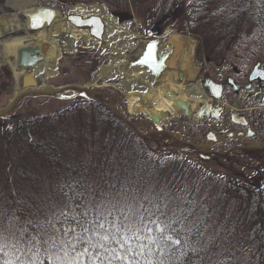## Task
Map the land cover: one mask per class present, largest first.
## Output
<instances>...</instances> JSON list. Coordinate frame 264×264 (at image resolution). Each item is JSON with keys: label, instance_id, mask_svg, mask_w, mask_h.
<instances>
[{"label": "trees", "instance_id": "16d2710c", "mask_svg": "<svg viewBox=\"0 0 264 264\" xmlns=\"http://www.w3.org/2000/svg\"><path fill=\"white\" fill-rule=\"evenodd\" d=\"M58 1L102 4L120 17L128 16L131 8L150 35H161L172 25L180 17L183 4V0ZM186 6L189 32L200 36L207 49L230 54L237 50L239 57L244 56L241 53L247 55L241 51L245 49L254 52L251 56L259 53L264 58V0H187ZM212 44L215 46L211 47ZM0 72L10 77L6 68ZM72 96V101L65 108L52 114L35 115L1 126L0 168L5 166L7 175L15 171L19 181L29 180L28 183L35 178L46 177L49 181L41 182L48 185L47 188L52 186L62 211H67L70 218L87 211L89 219H92L100 212L106 214V209L100 208L102 203H109L110 206V202L116 201L121 207L125 201H130L139 205L145 197L152 204L167 205L160 217L163 223H169L176 216L186 218L184 231L179 233L182 245L184 237L188 238L187 247L182 249L184 255L176 246L170 251L165 248L161 255L151 245V257L147 256V250L144 256L132 257L140 264H145L147 258L153 261L162 259L164 264L170 261L171 264H263L264 185L230 177L223 181H211L213 175L209 178L196 176L195 181H189L190 175H185L173 186L164 184V181L157 180L158 175L169 171L178 173V169V172L172 170V162L178 159L179 154L186 162L182 152L172 148L169 153L151 152L145 144L146 140L105 105L79 94ZM3 119L0 118V121ZM193 154L199 159L202 157L195 152ZM196 166L200 165L192 166L193 171L189 174L198 169ZM0 171L4 181L0 193L5 195L7 202L2 207L0 227L5 226L9 230L4 233L9 240L15 234L19 247L24 249L19 254L21 259L35 255L38 264L40 261L50 264L49 256L44 252L49 245L44 242L50 238L58 240L60 234L56 229L72 224V220H64L59 214L56 221L46 225L49 231L43 230L37 216L33 221L31 211L24 204L25 199L18 201L13 197L12 180ZM67 182L76 184L75 192L79 195L70 198L64 194L62 189L67 191L64 188ZM224 196L237 200V204L226 212L227 199L221 198ZM218 202L222 213L217 211ZM135 209L133 207L131 214L137 216ZM58 219L61 223H57ZM124 223L128 225L126 220ZM235 223V227L244 232L234 230L226 235L223 228ZM143 227L138 219L136 228ZM219 239L221 242L217 246L214 240ZM144 243L148 244L146 240ZM30 245L35 246L32 252H28ZM108 247L119 246L109 242ZM133 247H136L135 242ZM104 264H108L107 258ZM113 264L120 262L114 260Z\"/></svg>", "mask_w": 264, "mask_h": 264}, {"label": "rangeland", "instance_id": "374dc122", "mask_svg": "<svg viewBox=\"0 0 264 264\" xmlns=\"http://www.w3.org/2000/svg\"><path fill=\"white\" fill-rule=\"evenodd\" d=\"M6 0H0V7L4 5ZM44 1V0H43ZM53 1V0H52ZM57 4L60 5L61 13L63 15L70 14L72 11V7L80 5L85 8H89V6H92V4H83V3H75V4H67L62 3L58 0H54ZM186 1L183 0V4L181 5L180 9V17L172 24L169 25V27L166 28L165 31L161 35H150L146 32L144 25L142 22L137 18V15L134 13V11L130 8L129 14L132 15L133 20L132 21H124L128 22L130 25L131 31H137L139 35L144 37H158L161 41H166L168 38L163 37L164 33L166 31L170 32V34H179L184 37H189L190 39H193L198 44V51H197V59H194L196 61L195 63V70H198L199 67L206 64L203 59L204 57L208 58V52L205 47V43L203 42L202 38L196 34H191L188 30V26L186 23L187 19V6ZM97 4V3H96ZM94 5V4H93ZM102 5V4H99ZM104 6V5H102ZM105 7V6H104ZM106 8V7H105ZM107 9V8H106ZM107 11L109 14L113 17H116L112 12H110L108 9ZM10 17L9 13L5 15H1V17L7 16ZM16 36L23 35L22 33L15 34ZM15 35H11L10 37H14ZM204 46V50H203ZM215 46V44L211 45V47ZM233 50V49H232ZM242 52L247 53H241L244 56L239 57L237 50H233L232 54L229 52H226L224 56L227 58V60H232L233 63L236 65L239 63L240 60L243 59H249L254 65L257 61H264V58L261 56V54L256 53V55H252L251 53H254L250 50L242 49ZM186 52V51H185ZM223 51L219 52L216 51L217 54H221ZM240 54V56H242ZM178 56L174 57L173 59V65L167 69V73H178L180 71H187L184 68L178 67ZM193 58V56H192ZM120 59V53L118 51H111L109 47H105L104 44H100L99 42H94L90 44L89 46L81 45L78 47L76 53L74 54H66L63 53L62 58L58 61V67H57V74L54 78H49L44 80V86L43 89L48 88H62L64 86L69 85H77V86H89L88 88L91 91L96 92V96H98V100L107 106H110L116 113L122 115L125 117L129 123L136 126L139 133H141L145 140H146V146L148 149H150L151 152L155 154H162V153H169L171 152L170 149L176 150L177 148H174L173 146H163V142L165 143H171L175 144L173 140L163 138L160 133L153 132L152 126L149 125L148 120L144 119L142 116H131L126 111V102L124 98V92L121 89V82L122 77L121 75L114 74V69L110 66H112L116 61ZM181 65V64H180ZM4 68L8 69L10 73V77H8L7 73L0 72V112L6 109L14 97V80L13 75L8 66H5ZM104 68H110L109 71L106 72L105 75L101 74V70ZM180 68V71L178 70ZM3 69V68H2ZM178 70V71H177ZM196 73V72H195ZM96 81L100 82H109L110 85L108 87H102L97 88L93 84ZM70 94L75 93H68L65 95H59L57 97H45V96H35V97H27L25 99L20 100L15 107L6 115L4 116L5 119L3 121H0V129L1 126H7L14 124L17 120L32 117L35 115H46V114H52L53 112L57 110H61L65 108L73 99V96ZM86 95V94H85ZM159 127H162L161 125ZM168 128L167 131L171 132V135L175 138L176 133L173 129L174 127H177L176 125H166ZM184 127L177 128L176 130H181ZM165 148V149H164ZM162 150V151H161ZM182 154H184L185 158L187 159L186 162H183L182 155L179 154L178 159L172 162L173 168L172 170H177L178 173H160L157 177L158 181H164V184H167L169 186H173L177 183V181H181L182 177H190L189 181H195V177L199 176L198 178L207 177L209 178L210 175H213V180L211 181H223L224 178H240L243 180V175L240 174L241 169H237V166L230 167L231 165H228V163L225 160L222 159H213L203 161L197 157L192 155V153L183 151ZM195 164H199L200 166H196L198 170L193 174H189V171H193V167ZM172 167V166H171ZM203 167V168H202ZM236 167V168H235ZM170 169V166L168 167ZM183 169V170H182ZM0 170L4 173V176L7 175V171L4 167H1ZM205 170V172H204ZM161 171V170H160ZM245 171V176L247 179L246 181L256 182L264 185V181H259V178H264V168H251V169H243L241 172ZM1 172V171H0ZM204 174V176H203ZM8 178L12 180V191L14 193V198L18 199V201H21L25 199L26 208L31 211L32 219L33 221H36L34 218L35 216L38 217V222L43 224V230H48L46 225H49V220H51V223L56 221L57 217L59 216L60 212H62V205L61 202L55 192V190L52 188H47V186L42 183L41 181H49L46 177L41 178H35L32 183H28L27 181H19L17 178V174L15 171H11L9 173ZM164 176V177H163ZM6 177V176H5ZM3 178L0 175V191L3 187ZM19 192L22 196L18 195ZM223 199H227L225 202V208L224 212L230 210L237 204V200L232 198L231 196H224L221 197ZM6 197L3 193H0V226L3 219V213H2V207L6 206ZM134 207L138 209L139 205L137 203H134ZM133 205L130 201H125L124 204L121 206L124 208V210L127 212V206ZM104 210V209H103ZM136 210V209H135ZM137 211V216L129 214L128 219L126 220V223L129 225L128 227L131 229H135L137 227V220L140 215V212ZM218 212H223L221 210V206L218 202ZM220 215V214H216ZM215 215V216H216ZM10 216V215H8ZM39 223V224H40ZM5 224V220H4ZM236 223L234 225H229L224 229V232L226 235H228L227 232L231 231H239L240 233H243L244 231L242 229L236 228ZM0 231L3 233L9 231L5 226L0 227ZM221 242V240H214V243L218 246V244ZM227 242V241H226ZM235 243V242H233ZM236 244V243H235ZM263 264H264V255H263Z\"/></svg>", "mask_w": 264, "mask_h": 264}, {"label": "bare ground", "instance_id": "6f19581e", "mask_svg": "<svg viewBox=\"0 0 264 264\" xmlns=\"http://www.w3.org/2000/svg\"><path fill=\"white\" fill-rule=\"evenodd\" d=\"M36 7L56 10L58 16L48 27L33 30L25 19L19 17L32 12ZM71 11L70 14L97 16L103 21L104 46L120 53V59L110 67L114 69V74L122 77L121 89L124 92L126 111L129 115H140L144 119L153 120L156 125L176 124L178 117L184 118L188 123H196L204 116H208L207 107L212 101L202 96L199 83L189 91L185 88V84H175L181 72L166 73L173 65L174 57L177 56L178 67L181 66L182 69L181 63L186 61L188 68L184 69L192 74L196 72L195 62L190 53L198 46L195 40L166 31L163 37L168 39L157 42L156 60L158 61L169 49L172 50L171 56L166 60L158 76L151 75L139 65V60L147 54L149 40L146 41V38L137 31H131L128 22L119 24L102 5H92L89 8L77 5L72 7ZM6 13L12 16L0 18V68L4 66L10 68L14 80V96L28 90L26 80L29 71H33V77L38 80V88H40L44 80L56 76L58 61L63 53L74 54L81 45L89 46L95 42L86 31L74 29L65 23L62 15L60 16V5L52 0H6L0 7V16ZM18 32H24L25 35L16 36ZM10 34L15 36L8 37ZM28 47L36 48L39 62L31 65L30 70L18 68L17 53L20 49ZM186 50L188 55L185 54ZM109 70L110 68H104L101 74L105 75ZM93 85L102 88L108 87L110 83L96 81ZM163 90L174 93L175 97L170 99L164 97ZM200 103L206 105L203 110L199 109Z\"/></svg>", "mask_w": 264, "mask_h": 264}, {"label": "flooded vegetation", "instance_id": "af4514ba", "mask_svg": "<svg viewBox=\"0 0 264 264\" xmlns=\"http://www.w3.org/2000/svg\"><path fill=\"white\" fill-rule=\"evenodd\" d=\"M204 50V49H203ZM197 51L195 59H197ZM206 63L199 67L197 75L186 78V89L200 84L202 96L212 101V94L203 89L201 80H213L221 86L220 107L217 118L208 117L194 126L179 117L175 138L171 132L162 131V137L173 140L175 144L163 142V146L189 151H202L208 160H225L230 167L237 169L264 168V61L252 65L249 59L234 64L216 50H207ZM184 77H177L176 83H183ZM204 103H200L203 106ZM184 127L181 130L177 128ZM236 168V167H235ZM247 179L245 171L241 172ZM240 179V178H239ZM242 180V179H240ZM259 181H264L260 177Z\"/></svg>", "mask_w": 264, "mask_h": 264}, {"label": "snow or ice", "instance_id": "6c2138e0", "mask_svg": "<svg viewBox=\"0 0 264 264\" xmlns=\"http://www.w3.org/2000/svg\"><path fill=\"white\" fill-rule=\"evenodd\" d=\"M64 188L67 191L64 189L62 191L70 198L79 195L75 192L76 184L72 182H67ZM125 191L128 190L125 189ZM133 207L134 205H128L126 212L123 207H118L116 201L110 202V206L109 203H102L100 208L106 209V214L100 212L92 219H89L87 211L71 218L67 211L60 212L64 220L71 219L73 223L56 229L60 234L58 240L50 238L44 242L49 245L44 252L46 256H49L50 264H104L105 258L108 264H113L114 260L119 261L120 264H140L139 260L132 257L144 256L146 250L147 256L151 257V245H154L161 255L164 254L165 248L170 251L174 246L179 247L181 255H184L182 249L187 247L188 238L184 237L182 245L179 233L184 231L183 223L186 218L176 216L169 223H163L160 217L164 215L167 205L152 204L145 197L140 201L137 209L140 212L138 219L144 227L132 231L124 221L128 219ZM48 223H51V220ZM57 223L61 221L58 219ZM148 225L154 227H148ZM154 232L158 235H153ZM145 240L148 242L147 245L144 243ZM109 242L119 247L110 249ZM133 242L136 243L135 248ZM34 247V245L28 246V252H32ZM9 250H11V255ZM23 251L24 249H21L19 242L16 241L15 234L12 240H9L8 236L0 231V264H38L35 255L29 259H21L19 254ZM59 253L63 255L60 256ZM53 254H55V259H53ZM39 264L43 262L40 261ZM145 264H164V260L153 261L147 258Z\"/></svg>", "mask_w": 264, "mask_h": 264}, {"label": "water", "instance_id": "95a60500", "mask_svg": "<svg viewBox=\"0 0 264 264\" xmlns=\"http://www.w3.org/2000/svg\"><path fill=\"white\" fill-rule=\"evenodd\" d=\"M58 16L57 11L53 9L43 8V7H36L32 12L25 13L21 15L20 19H25L26 23L29 27L33 30H41L44 26L48 27L52 21ZM65 23L71 25L74 29L86 31L88 35L93 38L94 40L98 41L101 44H104L103 36H104V29L105 25L100 17L97 16H80L74 14H66L62 17ZM124 20H132L131 16H122L117 18L118 23H122ZM24 33V32H18ZM25 35V34H24ZM157 40L150 41L147 46V54L139 60V65L143 68L148 70L151 75H159L161 73V69L165 65V61L171 54V49L167 53L161 56V58L157 61L156 60V46ZM142 47V45H141ZM36 48H24L20 49L17 53V67L21 69H29L31 65H35L39 62V57L37 56ZM33 71H29V76L26 80V85L28 90L24 91L23 93L14 96L10 101L8 107L0 112V118L6 116L16 105V103L27 96H45V97H57L59 95H64L70 92L78 93L83 96L85 94L88 96L89 99L93 100L94 96L96 95L95 92L89 90L87 86H77V85H69L64 86L59 89L48 88L42 89L41 87L38 88L39 82L33 77ZM43 86V83H42ZM203 88L208 89L210 93L213 92V99L219 100L220 93H221V86L215 83L213 80H206V77L203 78ZM162 94L167 98H174L175 95L173 93H167L166 91H162ZM109 110L114 113L117 117H119L122 121H125L132 128L137 132V134L143 137L136 129V127L129 123L125 118L121 115L117 114L111 107H108ZM209 110V108H207ZM218 108H210V114L212 117H218ZM152 125L159 131L161 129L158 125L155 124L153 120H151Z\"/></svg>", "mask_w": 264, "mask_h": 264}]
</instances>
